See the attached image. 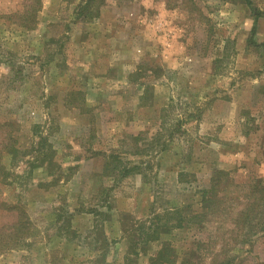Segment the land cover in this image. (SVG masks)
Segmentation results:
<instances>
[{
	"label": "rangeland",
	"instance_id": "374dc122",
	"mask_svg": "<svg viewBox=\"0 0 264 264\" xmlns=\"http://www.w3.org/2000/svg\"><path fill=\"white\" fill-rule=\"evenodd\" d=\"M257 181L264 0H0V264H264Z\"/></svg>",
	"mask_w": 264,
	"mask_h": 264
},
{
	"label": "trees",
	"instance_id": "16d2710c",
	"mask_svg": "<svg viewBox=\"0 0 264 264\" xmlns=\"http://www.w3.org/2000/svg\"><path fill=\"white\" fill-rule=\"evenodd\" d=\"M84 3L88 4L89 1H84ZM32 11H34V6L30 4L24 11L26 12V20L31 19ZM7 139V142L4 144L5 150H7V152L9 153L17 155V153L19 152V148L17 147L15 140L12 138V136H9ZM46 157L47 153L44 155L43 160ZM217 184H219V177L214 175L211 179L210 185L201 189L200 191V200H198V204L200 207L199 211L191 214L189 218L185 217L186 223H192L197 225V223H202L203 220L207 217H211L213 215H220L221 212L225 209L226 201H229L230 199H232V197L228 196L227 192L225 194H220L225 189H218ZM251 189L253 190V194H258L255 200L260 203L255 204V202H252L254 206L250 204L249 207L240 210L236 225H246L250 223V221L252 222L253 219L256 217L253 214H259L258 210L260 208V205L262 206V203H264V182L257 181V183L251 187ZM226 194L227 197L225 196ZM163 254L165 255V253ZM163 254H160V257L158 256L155 259L156 263L159 262L161 257H163Z\"/></svg>",
	"mask_w": 264,
	"mask_h": 264
}]
</instances>
